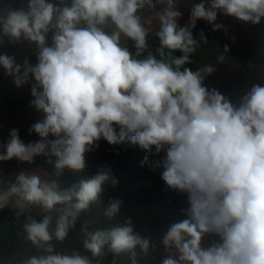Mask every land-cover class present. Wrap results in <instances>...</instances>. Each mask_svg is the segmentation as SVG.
<instances>
[{"label": "clouds", "instance_id": "9594fccd", "mask_svg": "<svg viewBox=\"0 0 264 264\" xmlns=\"http://www.w3.org/2000/svg\"><path fill=\"white\" fill-rule=\"evenodd\" d=\"M147 12L158 26L143 18ZM218 13L257 25L264 0H200L184 27L177 23L182 16L177 0L0 3V45L5 39L26 41L35 45L37 58L35 65L27 58L19 64L0 54V66L17 87L34 78L30 103L45 114L31 126L30 133L41 138L34 143L25 144L18 129L10 130L0 145V162L15 158L30 164L44 156L55 177L25 171L14 180L0 176V210L13 205L20 217L36 207L42 215L39 221L26 216L24 238L37 254L18 264H92L76 251L55 252L53 241H65L81 213L101 202L106 184H118L108 167L66 188L58 179L65 169L83 172L86 153L101 139L138 146L147 153L141 167L162 169L167 188L187 194L185 218L173 222L161 240L167 253L161 264H264V85H253L236 105L204 85L215 71L211 64L184 67L198 43H208L203 32L197 40L191 29L198 20L220 29ZM150 35L159 42L155 54L138 59L149 49ZM122 37L133 42L135 56ZM228 50L226 45L224 53ZM177 51L182 54L174 55ZM217 61L224 62L225 55ZM153 148L165 153L154 162ZM122 203L110 200L104 216L115 220ZM207 234L219 241L203 247ZM83 247L93 259L127 255L130 264H137V247L144 254L156 250L134 231L130 218L85 232Z\"/></svg>", "mask_w": 264, "mask_h": 264}, {"label": "trees", "instance_id": "16d2710c", "mask_svg": "<svg viewBox=\"0 0 264 264\" xmlns=\"http://www.w3.org/2000/svg\"><path fill=\"white\" fill-rule=\"evenodd\" d=\"M5 0H0L4 3ZM14 7L26 4L27 0H10ZM56 3L57 0H50ZM200 2V1H199ZM159 10V7L156 9ZM152 15L147 12L144 14ZM144 18V17H143ZM216 24L222 25L218 30H213L211 24L204 20H198L195 28L191 29L194 38L200 39L203 32L208 43L199 42L196 51L191 54L190 67L193 70L211 64L214 68L217 65H228L235 67L232 75L227 79H216L214 76H206L204 83L209 89H216L232 103L238 105L241 98L255 84L264 85V81L256 72L251 71V66L264 65V18L260 24L252 25L238 21L231 16L218 13ZM54 31H50L47 36V45H52ZM149 49L138 59L147 56L148 51L155 54L158 47V39L154 35L148 38ZM121 43L126 46L135 56L136 49L133 42L122 37ZM227 45L228 52L224 53ZM8 54L15 57L16 63L22 64L25 58L29 63H37L36 48L34 44L26 41L8 43L5 39L0 45V54ZM175 52L174 55H181ZM225 55L224 62H218L217 57ZM246 74V77H243ZM32 83L17 87L13 78L5 74V70L0 66V124H6L11 129H18L21 140L27 144L40 140L38 134L30 133L31 126L42 121L45 114L42 110H37L31 105L34 97L31 95ZM38 91L42 92V88ZM118 130V129H117ZM56 137L49 135L47 139L54 140ZM98 147L86 153V168L81 173L71 172L65 169L58 179L62 187H70L82 178H90L95 175L101 167H108L112 174L118 179V184L113 187L111 184L104 186L101 195V202L91 207L89 212L81 213L76 221L74 229L69 231L68 237L63 242L53 241L55 252L61 254H71L73 251L82 256H88L92 264H130L127 255L113 257L108 253L104 257L93 259L91 253L83 247L85 232L95 231L97 228H106L112 224L124 223L131 219L134 231L144 238H148L156 245V250L151 248L147 254L141 252L137 247V264H161V260L167 255L161 240L168 227L185 216L182 209L188 207L187 194L179 193L168 189L161 179L162 169L152 170L148 165L140 166V161L147 153L138 146L133 147L127 144L110 145L106 140L97 142ZM164 152L149 154L150 161H156L164 156ZM25 166L30 171L42 172L45 178L51 177L54 170L53 165L47 163V157L37 156L32 163L25 162ZM47 173V176H46ZM55 178V177H51ZM112 199L123 201L121 212L115 220H109L104 216V209ZM38 221L42 219L40 210L34 214ZM26 222V215L17 217L16 214L7 208L0 210V264H18L19 261L31 255H36L37 250L30 242H27L23 234V224ZM53 221V226H54ZM219 237L215 234H207L202 240L203 245H211L218 242ZM98 260V261H97Z\"/></svg>", "mask_w": 264, "mask_h": 264}, {"label": "rangeland", "instance_id": "374dc122", "mask_svg": "<svg viewBox=\"0 0 264 264\" xmlns=\"http://www.w3.org/2000/svg\"><path fill=\"white\" fill-rule=\"evenodd\" d=\"M200 0H177V5H178V10L181 11L182 16L178 19L177 23L180 27H184L188 24L189 21V16H190V11L191 7L195 3H199ZM160 10V9H159ZM144 19H152L154 26H158V20L153 15H146L144 16ZM262 39H264V33H262ZM262 54H264V49H262ZM251 71L256 72L262 81H264V65H256V66H251ZM235 67H229L228 65H217L215 66V71L213 72L212 76H214L216 79H227L229 78L232 73L234 72ZM243 77H246V74H244ZM204 85L208 88V86L204 83ZM236 102V100L233 102V104ZM9 138L7 135L3 132L2 129H0V145L4 144L7 142ZM0 151H3L2 148H0ZM16 160L15 158L10 160V161H3L0 162V176H4L8 179L14 180L15 175L19 174L21 171L25 172H38L39 175H41L42 178H45L42 172L39 171H30L25 167L21 166V162L19 161H14ZM17 162V163H15ZM15 164V166H14ZM15 197L13 200L15 201ZM9 211L13 212L16 214V210L13 208V205H9L6 207ZM38 208L32 207L30 211L26 212L24 215H32L34 214ZM210 245H203V247H208Z\"/></svg>", "mask_w": 264, "mask_h": 264}, {"label": "crops", "instance_id": "0c3cea01", "mask_svg": "<svg viewBox=\"0 0 264 264\" xmlns=\"http://www.w3.org/2000/svg\"><path fill=\"white\" fill-rule=\"evenodd\" d=\"M0 129L3 130V132L7 135V137L9 138V132H10V128L8 127V125L6 124H0ZM14 161H17V160H14ZM17 163V162H15ZM22 167H25V162H21L20 163ZM15 166V164H14Z\"/></svg>", "mask_w": 264, "mask_h": 264}]
</instances>
